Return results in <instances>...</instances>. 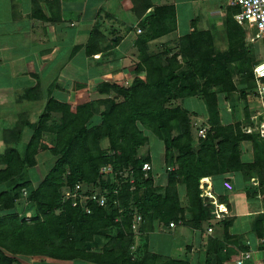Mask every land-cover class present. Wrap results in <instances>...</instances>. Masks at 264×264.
I'll list each match as a JSON object with an SVG mask.
<instances>
[{"label": "trees", "instance_id": "obj_1", "mask_svg": "<svg viewBox=\"0 0 264 264\" xmlns=\"http://www.w3.org/2000/svg\"><path fill=\"white\" fill-rule=\"evenodd\" d=\"M236 11L231 6L226 11L224 54L215 51L211 31L198 30L193 24V30L179 38V51L165 62L160 55L143 53L128 85L109 80L95 85L101 95L112 91L116 99L71 100L57 88L56 79L44 93L40 76L35 75V84L23 96L31 95V101L39 104L31 111V120L21 112L12 130L15 138L7 139V144L19 143L24 128L30 131L29 138L22 149L10 144L0 155V185L5 186L0 190V210L5 211L0 216V264L16 263V255L96 264H193L191 260H199L150 251L144 234L156 231L161 223L184 224L200 231L203 222L220 226V235L208 236L203 246L204 264H234L241 251L249 250L248 239L242 241L230 232L234 217L216 218L214 205L204 204L198 187L204 176L241 171L245 179L256 174L264 193V138L243 132L249 117L240 127L238 122L221 123L222 107L216 98V89L228 96L237 88L229 64L249 51L244 43L247 35L233 18ZM138 24L146 28L139 35L141 44L166 35L176 28L174 7L155 6ZM92 46L88 45L87 53ZM164 52L170 53L169 49ZM249 79V90L254 93L252 68L246 76ZM73 86L78 94L88 90L86 84L75 82ZM190 97L200 100L207 111L200 124L207 126L206 133L197 135L196 144L189 115L197 113L173 105ZM38 105H42L40 113L32 118ZM145 130L162 141L164 164L170 167L163 192L152 187L153 170L142 168L151 156H138L139 148L148 143ZM44 134L50 138L48 145ZM244 140L252 146L249 161L241 159ZM44 150L55 160L33 184L25 172L37 165L38 154ZM178 183L184 186L186 203ZM93 193L103 196L104 204L92 199ZM22 198L34 208L32 214H27L28 208L16 209ZM260 220L256 219L252 230L263 236L264 220ZM96 237L107 239L100 250L93 247ZM136 241L139 244L132 252ZM187 246L186 253L190 251Z\"/></svg>", "mask_w": 264, "mask_h": 264}, {"label": "crops", "instance_id": "obj_2", "mask_svg": "<svg viewBox=\"0 0 264 264\" xmlns=\"http://www.w3.org/2000/svg\"><path fill=\"white\" fill-rule=\"evenodd\" d=\"M222 1L223 0H0V37L6 36V34L10 33L17 34L18 40L15 42V45L19 48L18 53L23 52L20 56H18L16 65L14 64V67L17 66L16 68L19 69L18 71L20 72V74L24 76L27 75L26 73L28 71V68H30L31 70V64L33 65L34 70L32 73L29 72V74H31L29 76L30 80L27 81L28 83L26 85H23L22 87L14 85L12 77L9 74L10 71L13 70V68L11 69V66L8 63L9 58L6 59L5 62L1 61L0 59V66L3 64V68L0 69V108L4 106V102L5 105L11 106L13 105L14 101H19L20 97L16 94V90L18 89V87H21V89L23 90L31 87V76H33L35 79V75L38 74L41 78H43L44 74L39 72L42 70L56 69L57 71H59L60 69L59 72L55 71L51 75L48 73L52 80H49L48 82H45L43 84L42 80L40 79V84L44 88V90L47 91L49 85L54 79H56L58 83L57 88L62 90V80L59 79L61 77L62 71H64L63 63H68L71 57V52L74 53L76 51V45V47H78L79 45H81V43L85 42V40L81 39L96 37V40H94L93 42V46L96 45L99 46L98 48H100L102 46L101 44L104 43L103 41L105 40V37L110 36H106V34L109 33L113 34L114 37L117 38V41L120 40V42H117L119 43V45L126 42V46H128V48L131 47L132 45H134L133 40L136 36L135 34L138 33L137 29L140 28L136 26V23L142 21L145 17L148 16V14L150 15L151 12H153V8L155 6L171 5L172 7H174L176 28L172 32H176V30L182 32L179 21L182 17V14L185 13H183L184 9L181 7H187L189 9L190 15L187 17L186 15H184V20L187 23V26L186 28H184L185 30L183 31V33H186L188 29L192 31L194 28L192 25L195 24V28H197L198 30H211L212 35L215 36L216 32H213L212 29H209V26L211 25H209L207 15L209 13L213 15H219L221 13L223 16V14H225V12L227 11L230 0H224V2ZM121 4L124 5L122 9ZM146 5L147 8L143 11V7H146ZM111 6L114 7V13L109 11ZM202 7L210 8L206 11H203ZM103 15L108 19L112 18L114 24H109L106 27L105 22L102 19ZM198 21H200L202 24L200 27H197ZM43 22L47 23L48 25L45 26ZM7 25H9L10 28L7 27ZM102 25L104 26V28H101ZM40 26L44 27L42 33L37 32L36 27ZM99 29L101 31H99ZM142 30L143 29H141V32ZM21 32H23V34ZM88 33L92 34L89 35ZM81 36L83 37L81 38ZM164 36L165 35L161 37ZM220 36H223L222 32H220ZM20 38L23 39L24 43H26L24 44L25 46L31 47V50L26 51L21 48L20 45L23 43H20ZM75 39L76 41H74ZM4 44L7 43L4 42ZM31 44H33L34 46H32ZM8 45L13 48L15 47L13 42H9ZM96 51L97 50L93 52L96 53ZM84 52L85 51L83 50L82 54L85 58ZM61 56L62 59H60ZM94 64L96 63L94 62ZM114 69L120 68L116 67ZM95 71H89L88 73L86 72L84 75H86L87 80L89 79L90 81H93L94 79V84L96 85L100 82H96V79L100 74H97V72ZM67 73H69L70 75L73 74L72 72ZM74 73L78 75L79 78H75L73 83L83 80V78L82 80L80 78L84 76L83 74L81 75L77 71H74ZM85 84L89 87V83ZM57 92L59 91L57 90ZM62 94L65 95V93L63 92ZM2 112H4V109L0 110V124L2 122L1 117L6 120L5 123L7 124L6 126L2 125L0 127V139L4 140L3 134L9 129L10 126L13 127L10 116H13L14 112H12L11 115L6 112H4L2 115ZM193 117L197 118V120L191 121V126L195 131V133L192 134L193 143L196 144L198 135L197 127H199V125L201 124L198 123V118H200L201 116H198V114H194ZM9 123L11 124L10 126ZM11 133V135L13 136L16 135V132ZM240 147L242 161H249L253 159L252 146L249 141H242L240 143ZM2 149H4V146L0 147V151ZM252 175L254 176L245 179L241 171H227L225 173L204 176L199 180L198 187L200 189V197L201 194L203 195V197L201 198L203 199L204 204L210 202L214 205L215 209L218 206L220 208H225V211L220 218L224 216L234 217L233 224H236L235 227L237 230H231L230 232L232 234L238 236V234L241 232H244V234L246 232L250 233L249 237L246 239H248L247 241L249 242V245H253L254 248L252 250L251 247H249V250H251L253 256L252 259H258L262 264L264 235H257L256 232L252 230V228L253 224H255L254 222L256 221V219H262L260 221L264 220V193L260 192V178L256 174ZM225 180H229L233 184V190L229 191L224 187L223 181ZM177 187L179 189V193L181 194V200L186 203L184 186L178 183ZM254 191L256 192L254 193ZM208 193L211 194L212 197ZM213 201H215L216 203H213ZM242 219L249 220L247 222V228H249V230H242L240 224L242 222ZM261 223L262 222H260L258 225L261 226ZM178 225L182 224H174L173 227H169L167 224L161 223L158 224L156 231L158 230L161 233H164V235L168 234L170 237H172L176 235L175 231ZM213 225L217 229V231H214L220 235V226L215 225V223H213ZM194 231V233L198 235V239H196L195 241L197 242V246H200V243H202L204 240V234H206L207 232L205 233L199 230ZM211 232H209V234ZM197 246H190V249L187 246V250L189 249L190 251L186 253L185 250L184 252L186 253V255H184L183 258H191L193 254L195 256H198V253L196 251ZM203 246L205 247V245ZM147 248L149 249L148 244ZM150 251L157 252L154 250ZM157 253L173 257V255H170L167 252ZM29 257L31 258V256H28V258ZM36 257L38 258L36 261H41L47 258L45 256H34V258ZM16 258L17 262L14 264H19L21 255H16ZM86 262L88 263L89 261ZM89 264L96 263L89 262Z\"/></svg>", "mask_w": 264, "mask_h": 264}, {"label": "rangeland", "instance_id": "obj_3", "mask_svg": "<svg viewBox=\"0 0 264 264\" xmlns=\"http://www.w3.org/2000/svg\"><path fill=\"white\" fill-rule=\"evenodd\" d=\"M224 2V0L222 1ZM224 4V3H223ZM122 7H124V5L121 4V9ZM204 7V6H203ZM202 7V8H203ZM224 7V6H223ZM230 7V6H228ZM227 7V9H228ZM184 9L185 14H182V17L179 21L180 24V28L182 30V32L176 30V32H169L167 35H165L164 37L160 38H155L153 40H149L147 42L144 43H140V36L142 35V33L144 32V29L146 31V28H142L138 22L136 23V26L142 28V32L139 34H135V38H134V45H132L131 47L128 48V46H126V42L122 43L121 45H119V43H117L116 41V37H114L113 34H109L107 33V35H110L109 37H105V40L103 41L104 43H102L101 47L98 48L99 46H92L94 40H96V37H92V38H87V39H81L83 36H81V40H85V42L81 43V45H79L78 47L75 46V52L72 53L71 52V57L68 61L67 64L63 63L64 65V71H62L61 77L59 80H62L61 84L63 85V89L62 92L65 93V96H67L69 99L71 100H85V99H98L99 97H112L115 98V94L114 92H109L108 94H100L98 91H96V86L94 84V79L93 81H89L86 78V75H84L86 72L88 73L89 71H96L97 74H100L99 77L96 79L97 81H104V80H109L112 82H116L118 84L121 85H128L133 77L135 76L134 74V68L136 63H139L140 60L143 57V53H145V55H160V58L162 60V62H165L166 57H170L173 53L178 52L179 51V38L183 35H185L186 33H188L190 31V29L187 30L186 33H183V31L185 30L184 28H186V22L184 20V15L189 16V9L187 7H181ZM210 7L208 8H203V11L208 10ZM219 8V7H218ZM111 9V10H110ZM109 11H111L112 13H114V7H110ZM6 12V10H5ZM149 15V14H148ZM225 17H226V12L225 14L220 13L219 15H213L211 13H209L207 15L208 18V22H209V29H212L213 32H216L215 36H213L214 38L212 39L215 51L218 52L219 54H224L226 52L227 49V41H226V35H225ZM103 21L105 22V26L107 27V25L109 24H114L113 23V19H108L105 18V16H102ZM43 24L45 26H47V23ZM24 25V24H23ZM202 24L200 21H198L197 23V27H200ZM240 25V24H238ZM241 26V25H240ZM7 27L10 28L9 25H7ZM137 27V28H138ZM37 28V32H43L44 27L40 26V27H36ZM101 28H104V26L102 25ZM136 28V29H137ZM243 32L245 33V35H247L246 31L244 28ZM98 30V29H97ZM99 31H101L99 29ZM211 31V30H210ZM191 32V31H190ZM220 32L223 33V36H220ZM23 34V32H21ZM89 35L92 33H88ZM25 37V36H23ZM85 38V37H84ZM79 39V40H80ZM112 39V40H111ZM18 40V36L17 34H6V36H1L0 37V59L1 61L5 62L6 59L9 58V65L11 66V69L13 68L12 71H10V75L12 77V81L14 82V85H18V86H23L26 85L30 80L29 76L31 74H29V72H33V65L31 64V70L30 68H28L27 71V75H21L20 72L18 71L19 69H17L16 67H14V64L16 65V60L18 58V56H20L23 52L18 53L19 52V48L18 46L15 45V42ZM76 41V39L74 40ZM4 42H6L7 44H4ZM9 42H13L14 44V48L10 47V45H8ZM106 42V43H105ZM120 42V40L118 41ZM20 43L21 44V48L29 51L31 50V47H27L24 44L23 39L20 38ZM47 43V42H46ZM49 43V42H48ZM244 43H245V48H247L249 51L246 54V57H244L243 59H238L232 63L229 64L230 66V70H231V74H232V79L234 84L236 85V89L229 94L228 96H225V94L218 92V90L216 89V98L218 99L219 103H220V108L222 107V111H221V123L224 124H228V123H239V127L245 125L247 122V117H249L252 113H254L256 111V109L259 108V106L261 105V100L257 97H255L252 93V91L249 90V85L251 84L250 79L246 80V76H248V73H250V70L252 68V65L258 61V60H264V41L263 39L254 41V42H250L247 38L244 39ZM8 45L7 47L4 45ZM96 44V41H95ZM32 46H34L33 44H31ZM88 45L92 46V50L90 53L86 52V49L88 48ZM127 47V48H126ZM20 48V49H21ZM98 48V49H97ZM15 49V50H14ZM165 49H169L168 54H166L164 52ZM84 50L85 52V58L82 54V51ZM96 51L93 52V51ZM21 51V50H20ZM18 53V54H17ZM60 59H62V56L60 57ZM86 59V60H85ZM94 62L96 64H94ZM244 64V65H243ZM93 65V66H92ZM22 66V64H21ZM76 67V68H75ZM95 67V68H94ZM120 68V69H114V68ZM3 68V64L0 66V69ZM55 71H57L56 69H52V70H42L39 71L41 73L44 74L43 78L40 77V79L42 80V83L44 84L45 82H48L49 80H52L51 77L48 75V73L51 75L53 74ZM60 71V69H59ZM57 71V72H59ZM74 71H77L79 74H83V77H80L81 80L83 78V82L79 81L77 83H79L80 85L85 84V83H89V87L87 88L88 90L85 93H81L78 94L73 86V81L75 78H79L78 75H76L74 73ZM3 72V71H2ZM67 72H72L73 74L70 75ZM144 73H141L140 75H142ZM3 79V78H2ZM248 79V78H247ZM5 82V81H4ZM36 82V80L34 79L33 76H31V86L34 85V83ZM99 82V83H100ZM50 83V82H49ZM75 83V82H74ZM0 84H1V78H0ZM98 84V83H97ZM21 87H18V89L16 90V94L19 95V101L17 100L16 102L14 101L13 105H5L4 102V106L0 108V110L4 109V112L9 113L11 115L12 112H14L13 116H10V120L11 123H13V127L17 126L16 124L18 123V121L21 119L22 113L25 114V116H28V118L31 120V111H33V109L35 108V106L37 104H39L38 102L35 101H31V98L26 96H23L24 90L21 89ZM51 86H49L47 88V91L44 90V88L42 87L41 90L46 93L49 91V88ZM16 88V87H15ZM56 97H59V95L57 93H54ZM63 96V95H62ZM45 97V96H44ZM116 99V98H115ZM33 104H32V103ZM37 103V104H36ZM177 104H181L182 106L188 108L189 110H193L195 111L198 116L200 115L201 117L198 118V123L203 122V120H205L207 117H205V115L207 114V111L205 110V107L203 105V103L198 100L195 97H190L188 99H184L183 101L181 100H177L175 102H173V105H177ZM41 106L42 105H38V107L36 108V113L35 117L32 118H36V114L40 113L41 110ZM228 107L231 108V111H228ZM2 112V115L3 113ZM16 113V116H15ZM21 113V114H20ZM191 118V121L197 120V118L193 117L192 114L189 115ZM2 122L0 124V127L6 126L7 124L5 123V119L3 117H1ZM5 123V124H4ZM11 124L9 123V126ZM13 127H9V130H7L4 134H3V138L4 140L0 139V147L4 146V149H2L0 151V155L4 153L5 148L7 146H9L11 143L7 144L8 141H6L7 139H10L11 141L14 140V136L11 135L13 132ZM11 129V130H10ZM145 134L148 136V143L145 144L144 146L140 147L138 150V156L141 155H145V154H149L151 156V162L149 163L150 168L149 170H153V174H154V180L152 183V187L156 188V191H164V188L167 185V181H168V175H167V171L166 169H170V167H165L164 161H163V143L161 140H159L155 135H153L152 132H149L147 130L144 131ZM195 133L194 128H191V134ZM30 135V131L28 130V128H24L23 129V133L21 136V139H19V143H15V144H11L14 147H18L19 149H22L23 146L25 145L27 139L29 138ZM46 134H44V142L48 145L50 144V138L48 139V137L45 136ZM105 144H107L105 142ZM54 156H52L48 150H44L41 151L38 154V158H37V165L34 167H30L26 170L25 174L26 177H28L32 183L34 184L35 182H37L44 173H46V171L48 169H50L54 163ZM1 161V160H0ZM1 163V162H0ZM2 164V163H1ZM0 164V165H1ZM108 169H105L104 171H107ZM126 175V173H122V176ZM86 187V186H85ZM88 188V186L86 187V189ZM1 189H5L4 185H0V190ZM98 187L95 188V192H99L98 191ZM64 191H67L66 189H64ZM96 192V193H97ZM206 194V193H205ZM184 203V201H183ZM19 205V206H18ZM30 203L27 202L26 198H22L20 199V202L17 204L16 209L20 210V208H28L31 209L30 211H27V214L30 215V213L32 214L34 212V208L29 206ZM29 206V207H28ZM217 209V207H216ZM4 210H0V216L3 215L5 213H3ZM249 220L242 219L241 224V228L244 231V229L247 231L249 230V228H247V222ZM210 223V222H209ZM124 224V223H123ZM208 223L203 222L201 225V231L203 232H207L206 234H204V240L202 243H200V246H197V242L195 241L196 239H198V235L196 233H194L195 231L191 228H189L187 225H178L176 228V235L170 237L168 234L164 235V233H161L160 231H149L146 232V234H144V240L145 242H147L148 247L150 250H154L157 252H163V253H168L170 255H173V257H178V258H183L184 255H186L185 251V247L187 245H190L191 247L193 246H197V253L199 257V260H194L193 257L195 256L194 254L191 256L193 260L192 263L193 264H204V256L206 255L205 253V249L203 247V245L206 244L207 242V238L208 236L210 237H215L218 235L217 232H215L214 230L217 231L216 227H214V225H210ZM236 224H233L232 227L230 228V231H235L237 230L235 227ZM208 226H212L213 227V231L209 234V232L207 231ZM247 228V229H246ZM200 231V230H199ZM245 231V232H246ZM250 235L249 232H246L244 234V232H241L238 234L239 239L240 240H244L246 238H248ZM127 236V235H126ZM251 239V238H249ZM95 243L93 244L94 249L96 250H100L101 247L106 243L107 239L106 238H95ZM137 241L135 242V244L132 246V248L130 249V251L135 252V248L137 247ZM251 249L253 250V245L250 244ZM196 248V247H194ZM196 253V252H195ZM262 264H264V250L262 251ZM189 256V255H188ZM38 258H34V256H31V258L28 256H21L20 258V263L19 264H89V262L87 263L85 260H60V259H55V258H46L44 260L41 261H36ZM249 260L245 261V264H249ZM199 261H201L199 263Z\"/></svg>", "mask_w": 264, "mask_h": 264}, {"label": "built area", "instance_id": "obj_4", "mask_svg": "<svg viewBox=\"0 0 264 264\" xmlns=\"http://www.w3.org/2000/svg\"><path fill=\"white\" fill-rule=\"evenodd\" d=\"M229 6L237 8V11L233 14V18L237 24H240L242 28L245 29L247 33V39L250 42H254L264 38V0H230ZM141 30L138 28L137 32ZM253 78L255 82L253 95L261 100V105L254 113L249 116V124L242 127L245 133H256L259 137L264 138V84L261 79L264 77V60L257 61L252 67ZM228 111L231 108L228 107ZM207 126L197 127V133L199 136H205ZM143 170H148L150 168L149 163H144L142 166ZM224 187L231 191L233 190V185L229 180L223 181ZM92 199L98 200L99 204H104L105 199L99 194H94ZM225 211V208H220L219 206L215 209L216 218H220ZM140 217H137V221ZM173 227V223L169 224ZM208 232L212 231L211 227L207 228ZM251 250L241 251L238 254L237 259L234 264H245L246 260L252 259ZM251 261V262H250ZM249 264H261L260 260L252 259Z\"/></svg>", "mask_w": 264, "mask_h": 264}, {"label": "bare ground", "instance_id": "obj_5", "mask_svg": "<svg viewBox=\"0 0 264 264\" xmlns=\"http://www.w3.org/2000/svg\"><path fill=\"white\" fill-rule=\"evenodd\" d=\"M209 194V193H208ZM211 197H212V195L211 194H209ZM213 203H216L215 201H213Z\"/></svg>", "mask_w": 264, "mask_h": 264}, {"label": "clouds", "instance_id": "obj_6", "mask_svg": "<svg viewBox=\"0 0 264 264\" xmlns=\"http://www.w3.org/2000/svg\"><path fill=\"white\" fill-rule=\"evenodd\" d=\"M242 27V26H241Z\"/></svg>", "mask_w": 264, "mask_h": 264}]
</instances>
